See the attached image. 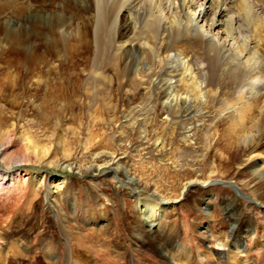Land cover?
Wrapping results in <instances>:
<instances>
[{
	"label": "bare ground",
	"instance_id": "obj_1",
	"mask_svg": "<svg viewBox=\"0 0 264 264\" xmlns=\"http://www.w3.org/2000/svg\"><path fill=\"white\" fill-rule=\"evenodd\" d=\"M57 1L59 6L55 4ZM6 13L18 20L12 24L11 21L0 23V38L5 41L4 46L18 52L29 67L47 63V54L62 59L68 57L64 68L73 83L68 85L62 77L56 100L62 98L69 105L85 96L89 99L87 105L99 106L101 112L104 111L110 128L121 119L117 131L127 137L136 130L143 142L148 140L149 126L139 122L155 120L161 108L166 124H179L182 132L178 135L188 150L180 152L178 157H170L174 152L167 149L163 140L156 139L155 150L163 153L158 157L160 162L179 165L178 161L189 155L188 151L197 152V143L202 152L192 155L193 160H207L217 147L221 159L229 163L230 156L226 152L241 148L244 154L237 162L238 170L250 166L253 175L264 179V0H0V18ZM24 19L28 23L23 24ZM26 38H34L30 51L24 48ZM42 45L47 54L39 51ZM82 53L83 60L89 55L86 59L90 62L83 69L86 79L81 82V77H74L73 70L78 64L74 56ZM124 94L130 96V102L121 109ZM176 127H170L172 133ZM37 147L24 153L27 162L33 155L43 157L49 151L47 147L37 152ZM91 156L95 160L103 156L109 158L106 163L88 166L89 170L100 174L116 158L115 153L105 150ZM57 167L65 171L77 167L82 171L85 166L79 163L74 167V162H64ZM112 169L118 178L120 165ZM217 171L218 164L213 161L210 177L186 181L182 194L196 185L207 189L216 181L211 177ZM60 179L51 180L46 191L51 194L49 198L53 196L54 186L66 182L65 176ZM135 181L134 177L128 178L129 183ZM228 183L234 187L232 181ZM237 186L234 188L237 200L226 207L231 217L239 218L234 206L242 198L264 209V201L257 197L247 199ZM128 187L140 200L141 213L157 230L161 215L179 200L166 198L158 191L153 197H144L138 187ZM2 188L5 187L0 186ZM207 212L212 216V212ZM52 219L61 226L66 241L71 242L68 246L67 242L53 238L42 247V255L52 264H96L95 254L89 251L95 237L102 240V244L99 243L104 246L102 249L114 250L110 240L102 235L103 227H91L86 233L76 222V215H67L65 219L58 215ZM139 220L144 222L143 218ZM236 223L229 231H224V236L213 233L207 236V249L213 244L218 247L212 250L217 256L216 262L206 260L212 255L209 251L198 250L195 257L184 243H175L172 239L165 242L164 237L160 240L164 249L158 254L165 264H259L253 248L241 245L240 238L248 233L254 237L257 247H264V231L254 223L256 225L246 227L249 229L246 233H239L241 229ZM137 239V246L144 248L145 240ZM28 243L25 239V242L7 244L0 239V254L7 255L10 251L12 256L27 258ZM118 255L127 259L128 264H135L122 252ZM30 257L34 262V256ZM5 262L6 258L0 264Z\"/></svg>",
	"mask_w": 264,
	"mask_h": 264
},
{
	"label": "rangeland",
	"instance_id": "obj_2",
	"mask_svg": "<svg viewBox=\"0 0 264 264\" xmlns=\"http://www.w3.org/2000/svg\"><path fill=\"white\" fill-rule=\"evenodd\" d=\"M55 4L59 6L60 2ZM47 13L50 14V11ZM17 20L18 18L6 13L0 18V23L11 21L12 24ZM25 22L28 23L24 19L23 24ZM33 39H25L24 48L27 51H30ZM3 42L5 41H0V186L5 188L0 189V239L7 244L11 241L25 242L27 239L30 253L25 258L21 255L12 256L8 251L7 255L0 254V262L6 258L4 264H52L51 260L42 255V247L48 245L53 238L67 242L68 246L70 242L61 233V226L52 219L58 215L63 219L67 215H76V222L86 233L91 227H103L102 235L110 240V247L114 250L105 251V248H101L104 246L99 245L102 240L93 238L91 242L94 246L89 251L95 254L96 264H128L127 259L118 255L119 252L130 257L135 264H165L158 254L160 249H164L160 244L161 237H164L165 242L172 239L175 243H184L192 249L193 256L198 250L209 251L212 255L206 260L216 262L217 256L212 250L218 247L213 244L207 249V236L212 233L224 236V231H229L236 222L241 229L239 233H246L249 230L246 227L256 225L254 223H258L261 232L264 231L263 207L242 198L234 206L238 211V219L231 217L226 210L228 203L234 204L237 200L234 189L237 185L247 199L257 197L264 201V179L253 175L250 166L242 170L237 168L244 149L226 152L230 156L229 163L221 159L217 147L212 150L207 160L195 161L192 155L202 152L196 143L197 152L188 151V157H182L178 161L179 165L160 162L158 157L163 153L155 150L156 139L163 140L167 149L174 152L170 157H178L180 152L188 150L178 135L182 132L179 124H166L163 121L166 115L161 108L157 110L158 116L155 120L139 122L149 126L147 141L143 142L136 130L129 132L127 137L122 136L117 131V124L122 120L118 118L119 122L110 128L105 121L107 116L104 111L102 113L99 106L87 105L89 99L85 96L82 99L76 98L69 105L62 98L55 99L62 77L66 78L68 85L72 86L73 83L66 76L67 70L64 68L68 65V57L62 59L51 56L45 53L42 45L39 51L47 54L48 62L31 68L17 55L18 52H14L6 44L4 46ZM90 56L92 57L91 54ZM74 57L76 63L78 62L73 70L76 72L74 77H81L82 82L86 79L83 69L90 61L86 58L83 60V53ZM124 95V101L120 103L121 109L130 102V96ZM169 126H177L175 133H172ZM24 135L27 136L25 139ZM199 140L198 138L195 141ZM36 145L37 152L47 147L49 151L43 157L33 155L32 160L27 162L24 153L35 150ZM85 146L90 147L85 149ZM99 150L112 151L116 156L109 168L101 174L88 169L92 163L102 164L109 161L106 156L97 160L92 158L91 154ZM192 161L194 165H191ZM213 161L218 164L217 173L211 177L216 181L207 189L196 185L182 194L186 181L210 177ZM64 162H74V167L80 163L85 167L82 171L77 167L72 171L57 167L58 163ZM118 164V178L121 182L112 169ZM225 170L229 171L222 174ZM64 176L66 182L56 188L54 186L53 196L49 198L51 194H46V191L52 183L51 180H61ZM130 177H134L136 183H129ZM13 180L15 184L7 187ZM229 181L233 182L234 187L229 185ZM128 185L138 187L144 197H153L155 191H158L166 198L179 199L169 205L161 215L158 230L141 213L140 200L133 196ZM207 210L212 212V216H208ZM138 217L143 218L144 222L137 221ZM137 238L145 240L144 248L137 246ZM240 244L244 247L251 246L254 258L259 264H264V247H257L254 237L246 233L241 236ZM60 250L63 251L62 248ZM60 254L62 256L63 253ZM29 256H34L35 261L31 257L29 259Z\"/></svg>",
	"mask_w": 264,
	"mask_h": 264
}]
</instances>
